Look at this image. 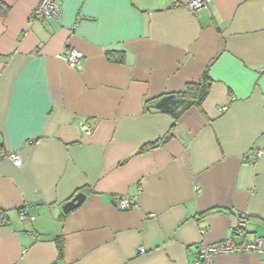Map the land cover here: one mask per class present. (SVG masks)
<instances>
[{
	"label": "crops",
	"instance_id": "1",
	"mask_svg": "<svg viewBox=\"0 0 264 264\" xmlns=\"http://www.w3.org/2000/svg\"><path fill=\"white\" fill-rule=\"evenodd\" d=\"M189 1L62 0L59 19L30 25L40 0H0V149L23 159L0 155V264H193L242 215L235 242L264 238V0ZM205 72L201 106L145 111Z\"/></svg>",
	"mask_w": 264,
	"mask_h": 264
},
{
	"label": "built area",
	"instance_id": "2",
	"mask_svg": "<svg viewBox=\"0 0 264 264\" xmlns=\"http://www.w3.org/2000/svg\"><path fill=\"white\" fill-rule=\"evenodd\" d=\"M212 0H191L188 3L182 5V7L191 13H196L208 7ZM62 0H40L39 5L32 12L29 24L33 25L37 20L59 19L62 15ZM75 28V27H74ZM83 53L69 48L66 51L65 59L71 67H77L83 60ZM85 133L90 134L91 131L86 127H83ZM0 149V155H2ZM5 158L11 161L16 167L23 165V159L20 153H6L3 154ZM262 157V152H256L248 159L251 163H256ZM116 205L121 210L132 209L137 205L135 199L118 198L116 199ZM20 219L33 220L29 218L28 214L23 210L20 213ZM247 217L245 215L240 216L237 224L232 230V236L220 244L207 245L205 243L198 244L197 259L193 264H214V259L220 254H257L264 255V238H257L252 242L236 243V237H244L247 231ZM4 220V216L0 213V222ZM145 250L141 249L140 253H144Z\"/></svg>",
	"mask_w": 264,
	"mask_h": 264
},
{
	"label": "trees",
	"instance_id": "3",
	"mask_svg": "<svg viewBox=\"0 0 264 264\" xmlns=\"http://www.w3.org/2000/svg\"><path fill=\"white\" fill-rule=\"evenodd\" d=\"M9 12V7L0 2V16H6ZM212 80L205 72L199 83L188 84L181 92L174 94L162 95L158 98L149 100L145 103V111L149 112L155 109L159 112L174 116L178 119L184 112L193 107L201 106L210 94ZM167 137L166 139H168ZM165 139V140H166ZM164 142V141H163ZM159 143L150 145L146 149H155ZM60 255L63 253V247L59 242Z\"/></svg>",
	"mask_w": 264,
	"mask_h": 264
},
{
	"label": "water",
	"instance_id": "4",
	"mask_svg": "<svg viewBox=\"0 0 264 264\" xmlns=\"http://www.w3.org/2000/svg\"><path fill=\"white\" fill-rule=\"evenodd\" d=\"M85 200H86V196L83 193L77 194L71 201H69L63 206L62 208L63 212L65 214H69L73 210L80 207L84 203Z\"/></svg>",
	"mask_w": 264,
	"mask_h": 264
}]
</instances>
